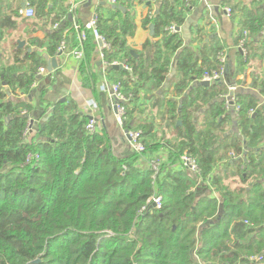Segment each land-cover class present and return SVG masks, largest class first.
I'll use <instances>...</instances> for the list:
<instances>
[{
    "label": "trees",
    "instance_id": "16d2710c",
    "mask_svg": "<svg viewBox=\"0 0 264 264\" xmlns=\"http://www.w3.org/2000/svg\"><path fill=\"white\" fill-rule=\"evenodd\" d=\"M149 1L157 12L149 8L141 25L145 30L154 25V34L139 51L127 47L136 25L127 13L115 11L120 6L111 11L119 18L111 26L97 20L111 45L105 59L112 63L124 55L120 61L131 74L122 72L133 79L135 91L147 82L157 90L164 84L172 88L165 112L176 141L169 145V160L175 163L184 151L195 156L217 198L209 197L208 186L196 185L185 169L170 170L158 181L162 208L139 215L155 190L150 169L136 166L135 153L116 158L104 130L87 133L89 117L72 101H58L25 138L32 111L28 97L45 61L35 51L14 56L11 63L0 64V264H264V102L242 91L234 115L219 100L227 91L224 83L190 89L218 66V49L197 55L180 36L167 33L171 24L185 23L184 0ZM46 7L42 1L37 13ZM255 10L238 23L251 37L246 58H240L244 70L250 47L264 29V10ZM61 30L44 34L50 55L56 53ZM43 41L33 37L32 45L42 47ZM253 75L251 87L264 98V80ZM226 79L236 82L228 74ZM249 110L254 114L249 116ZM129 124L126 120L124 127ZM245 146V169L240 159L213 171L230 151L240 154ZM30 154H37L38 161L27 163ZM257 255L261 262L250 261Z\"/></svg>",
    "mask_w": 264,
    "mask_h": 264
},
{
    "label": "crops",
    "instance_id": "0c3cea01",
    "mask_svg": "<svg viewBox=\"0 0 264 264\" xmlns=\"http://www.w3.org/2000/svg\"><path fill=\"white\" fill-rule=\"evenodd\" d=\"M24 1L27 4L29 1L34 3L33 7L30 6L35 13L33 18L27 19L21 15V4ZM40 1H45L47 4L43 14L37 13L41 5ZM170 1L174 2V0ZM206 1L212 8L217 27L207 23L205 20L206 5L197 2L196 10L184 16L189 17L191 25L189 29H186L187 21H185V30L179 35L183 40V46L190 45L197 55L200 51L208 54L216 48H225L229 68L228 77L238 82L242 86L240 88L251 86L253 74L257 75L259 80H264V37L259 35L255 39L256 43L251 45L249 64L245 66V70L240 65L242 55L235 49L239 40L238 23L242 21L241 15L245 12L256 11L255 9L259 7L264 10V0L256 2L253 0ZM221 4L231 7L236 13L231 18L227 17L220 8ZM117 6L122 7L123 10L115 11L127 13L134 20L136 31L134 36L128 39L127 47L139 51L145 40L152 37L149 29L142 28L141 20L149 15L150 9L157 12L156 3L149 0H117ZM111 11L112 6L108 5L105 0H0V64L11 63L14 56L24 57L32 51L40 54L43 59L46 55L49 58H55L58 64L57 69L39 76L38 81L31 86L32 94L28 97L32 106L29 115L32 121L30 134L34 133L38 123L58 101H72L80 113L88 117L92 115L97 120L98 129L104 130L109 138L112 154L121 159L129 157L133 152L122 129L115 122L108 95L100 90V84L103 80L108 82L119 80L127 83L128 89L134 92V86L131 84L133 79H128L122 71H108L109 68L100 65L98 44L90 34L83 45V59L77 61L72 55V52L80 47L76 27H83L92 18L100 20L98 25L102 27L111 26L119 19L111 14ZM2 18H6L4 20L6 24L3 27H1ZM54 19L57 20L51 24ZM55 24H57L56 29H54ZM59 27L62 28L61 41L66 43V49L63 55L58 56L59 43L56 53L50 55L47 52L49 41L44 38V34L57 30ZM36 36L44 40L42 47L32 45V38ZM18 42H25V45L19 48ZM28 49L31 51L28 52ZM15 50L20 51L16 54ZM256 56L258 58L255 59ZM123 57L124 55H119L115 62L124 63L120 61ZM44 61L41 67L46 69L47 61L45 59ZM24 70L25 68L22 69ZM174 72V69L171 70V76ZM171 89L163 85L157 90L150 82H147L145 86L136 89V95L127 108L129 125L131 128L142 129L144 142L151 147L145 155L139 156L136 166L149 169L151 160L160 158L162 162L158 180L160 182L165 179L167 171L181 170L178 161L173 163L169 160L170 144L168 143L176 141V132L172 123L168 122L165 112L167 101L172 98ZM23 98L24 96L21 97ZM90 102L97 106L92 112L87 108ZM155 191H159L158 185Z\"/></svg>",
    "mask_w": 264,
    "mask_h": 264
},
{
    "label": "built area",
    "instance_id": "2783aa9c",
    "mask_svg": "<svg viewBox=\"0 0 264 264\" xmlns=\"http://www.w3.org/2000/svg\"><path fill=\"white\" fill-rule=\"evenodd\" d=\"M106 3L110 6H117V0H105ZM202 2L206 5V16L205 20L207 23H211L213 26L217 27L216 19L214 18L212 14V8L207 3L206 0H184L183 5L185 8H188V12H194L196 10V3ZM221 10L227 17H232L234 15L233 9L231 7L224 6L221 4L220 6ZM21 15L27 19L33 18L35 13L34 10L27 4V7L20 11ZM189 17L185 18V21H187ZM206 25V24H205ZM57 28V24L54 25V29ZM184 29L183 25H177V24H171L166 28V31L169 35H180ZM76 30L78 31V39H79V45L80 47L72 52V55L75 60L80 61L83 59V45L87 41L88 35L90 34L94 41L98 44V51H99V61L100 65L102 67L110 68L113 65H118L120 62H112L108 63L105 59V54L107 51L111 50V45L106 41L105 37L100 34V32L97 29V20L96 18H92L87 22L83 27H76ZM238 35L239 40L238 44L235 47V49L242 55V57L245 59L247 56V44L250 41V33L248 30L238 28ZM260 35L264 37V29L260 32ZM66 49V43L64 41H61L59 44V47L57 49V53H64ZM216 60L218 62V66L215 68H212L209 72H204L202 75L201 81H206L209 84H213L215 82H222L226 85L227 91L225 94L219 97V100L224 103V109L226 112H232L234 115L239 110V106L237 104V94L244 91H252L254 94H256L261 102H264V98L260 97L258 94V90L253 89L251 86L249 88H240L242 87L239 85L238 82L229 83L227 82V72L225 71V67L227 66V56H226V50L225 48L218 49L216 54ZM126 69L131 70L126 65L124 66ZM46 69L44 67H40L36 73V75L43 76L46 74ZM167 84H164V87H166ZM100 90L108 95L109 103L111 108L114 112V118L117 125L122 129L123 135L125 139L128 141L130 148L133 153L142 156L145 155L148 152L147 147L144 143V131L139 128H131V127H124V124L127 120V108L128 104L134 99V95L131 91H126L120 81L116 82H108L106 80H103L100 84ZM262 102V103H263ZM96 104L93 102H90L87 104L88 110L91 112L96 109ZM249 116L254 114V110H249L248 112ZM31 120H29L27 128L24 132L25 138H28L30 134L31 129ZM233 131H237V124L236 122L232 125ZM87 133L94 134L96 133L98 129V122L97 120L90 115L88 123L85 127ZM125 130L127 132L125 133ZM248 152L247 147H244V150L242 153L237 154L234 151H230L227 156L222 159L219 164H216L213 167V171L217 169L219 165L223 166L227 162H232L236 160L242 159L244 162L241 166V169H245V165L249 163V160L245 157L246 153ZM39 156L37 154H30L27 158V163H35L38 161ZM260 157H256V161H259ZM162 162L160 158H153L149 164V169L152 173L151 179L152 184L155 186V189L158 185V180L161 173V167ZM178 166L181 169H185L191 176H193L196 180V185L204 184L208 186V190L210 192L211 198H217V194L213 187L210 186L209 177H207L204 181L201 175V169L198 164L197 158L193 155L188 154L186 151H184L178 160ZM163 205V199L159 191H155L153 195L147 199L145 205L140 209L139 215H143L149 208H153L155 210H160ZM244 224L247 226H251L252 224L248 221H244ZM250 261L254 263H259L262 261V256H252L249 258Z\"/></svg>",
    "mask_w": 264,
    "mask_h": 264
},
{
    "label": "water",
    "instance_id": "95a60500",
    "mask_svg": "<svg viewBox=\"0 0 264 264\" xmlns=\"http://www.w3.org/2000/svg\"><path fill=\"white\" fill-rule=\"evenodd\" d=\"M26 7H27V2L24 1V2L21 4V10H24ZM116 8H117L116 6H112V9H116ZM118 8L121 9V10H123L122 7H118ZM190 25H191V20L188 19V20H187V24H186V26H185L186 29H187V28L189 29V26H190ZM185 27H184L183 30H185ZM149 31H150V35L153 36V34H154V25H150V26H149ZM17 44H18L19 48H22V47L25 45V42H18ZM27 51L30 52L31 49H28ZM131 54L133 55L132 52H131ZM61 55H62V53H59V54H58V56H61ZM44 59L47 61L46 71H47L48 73H50V72H52V71H54V70L57 69L58 64H57V60H56L55 58H49V57L46 55V56H44ZM124 66H125V63H120V64H118V65H113V66H111V67L108 69V71H111V70H118V71H124V72H127V73L131 74V71L128 70V69H126ZM228 70H229V68H228V66H226V67H225V71L228 72ZM210 85H211V84H209V83L206 82V81H201V82H199V81H195V82L192 84V86H191L190 89H192L193 87H198V86H205V87H207V86H210ZM31 124H32V121H31ZM178 124L180 125L181 122H178ZM126 132H127V130H125V133H126ZM37 262H38V260L33 261L32 263H37Z\"/></svg>",
    "mask_w": 264,
    "mask_h": 264
},
{
    "label": "rangeland",
    "instance_id": "374dc122",
    "mask_svg": "<svg viewBox=\"0 0 264 264\" xmlns=\"http://www.w3.org/2000/svg\"><path fill=\"white\" fill-rule=\"evenodd\" d=\"M119 81V80H118ZM124 84V83H123ZM125 89H126V91H130V90H128L126 87H124ZM132 93H133V91H132ZM133 95H134V93H133ZM134 97H135V95H134ZM128 118V117H127ZM170 142V141H169ZM172 142H170V143H168V144H171ZM7 172V171H6ZM34 264V263H33Z\"/></svg>",
    "mask_w": 264,
    "mask_h": 264
}]
</instances>
